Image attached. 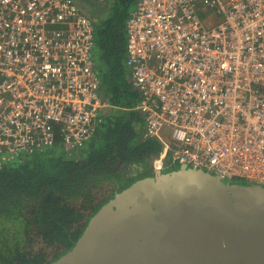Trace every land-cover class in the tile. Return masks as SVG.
<instances>
[{"label": "built area", "instance_id": "obj_1", "mask_svg": "<svg viewBox=\"0 0 264 264\" xmlns=\"http://www.w3.org/2000/svg\"><path fill=\"white\" fill-rule=\"evenodd\" d=\"M126 26L153 168L264 184V0H139ZM94 47L75 0H0V158L52 145L56 128L68 148L91 136L108 105Z\"/></svg>", "mask_w": 264, "mask_h": 264}, {"label": "trees", "instance_id": "obj_2", "mask_svg": "<svg viewBox=\"0 0 264 264\" xmlns=\"http://www.w3.org/2000/svg\"><path fill=\"white\" fill-rule=\"evenodd\" d=\"M95 1L103 10L88 14L93 59L108 105L81 145L68 148L56 128L52 145L0 158V264H48L71 248L106 197L153 172L162 149L145 135L128 62L126 24L139 0H112L106 10V0Z\"/></svg>", "mask_w": 264, "mask_h": 264}, {"label": "water", "instance_id": "obj_3", "mask_svg": "<svg viewBox=\"0 0 264 264\" xmlns=\"http://www.w3.org/2000/svg\"><path fill=\"white\" fill-rule=\"evenodd\" d=\"M48 264H264V184L153 169L106 197Z\"/></svg>", "mask_w": 264, "mask_h": 264}, {"label": "rangeland", "instance_id": "obj_4", "mask_svg": "<svg viewBox=\"0 0 264 264\" xmlns=\"http://www.w3.org/2000/svg\"><path fill=\"white\" fill-rule=\"evenodd\" d=\"M111 1L112 0H106L104 2V5L105 4L107 5L105 7V10H106V8H108L111 5ZM76 2L87 14L92 15L93 17L95 16V14L99 15V13L103 10V6H97L96 5L97 1H95V0H76ZM129 5L133 6L134 3L132 1H129ZM134 7H133V9H134ZM201 16H202V18H205V15H201ZM99 63L101 64L102 67H104V64L102 63L101 60L99 61V58H98V64ZM100 64H99V66H100ZM121 80L124 81V78H122ZM126 82H127V80H126ZM152 167H153V162H152ZM166 168H169V167L166 166L165 169Z\"/></svg>", "mask_w": 264, "mask_h": 264}, {"label": "crops", "instance_id": "obj_5", "mask_svg": "<svg viewBox=\"0 0 264 264\" xmlns=\"http://www.w3.org/2000/svg\"><path fill=\"white\" fill-rule=\"evenodd\" d=\"M135 87V86H134ZM136 88V87H135ZM105 109V108H104ZM104 111V110H103Z\"/></svg>", "mask_w": 264, "mask_h": 264}]
</instances>
